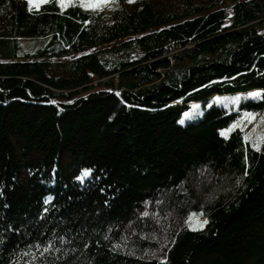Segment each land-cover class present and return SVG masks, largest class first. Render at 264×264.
Wrapping results in <instances>:
<instances>
[{
	"label": "trees",
	"instance_id": "obj_1",
	"mask_svg": "<svg viewBox=\"0 0 264 264\" xmlns=\"http://www.w3.org/2000/svg\"><path fill=\"white\" fill-rule=\"evenodd\" d=\"M228 1L0 0V264H264V0Z\"/></svg>",
	"mask_w": 264,
	"mask_h": 264
},
{
	"label": "rangeland",
	"instance_id": "obj_2",
	"mask_svg": "<svg viewBox=\"0 0 264 264\" xmlns=\"http://www.w3.org/2000/svg\"><path fill=\"white\" fill-rule=\"evenodd\" d=\"M128 2H134L136 0H127ZM85 5H95V7H85L88 9L98 10L105 14L110 13L115 7V0H65V6L78 4ZM227 6H230V2L225 0ZM35 8V7H33ZM43 44L41 39H29L21 40L20 46L23 50L32 52L36 47ZM233 128H238L242 131L244 139L245 135H249L247 141L254 142L257 141L262 136V130H264V116L262 114H255L254 117H246L245 115L241 118V121ZM246 140V139H245ZM224 190L227 192V196H223L220 199L219 191ZM237 193V187L235 182L228 177H223L218 184L213 185L211 188L203 190L199 194V199L197 202L198 209L193 212L195 215L192 218V225L197 227V221L209 220L212 215L228 205V203L234 198ZM203 215H200V214Z\"/></svg>",
	"mask_w": 264,
	"mask_h": 264
},
{
	"label": "snow or ice",
	"instance_id": "obj_3",
	"mask_svg": "<svg viewBox=\"0 0 264 264\" xmlns=\"http://www.w3.org/2000/svg\"><path fill=\"white\" fill-rule=\"evenodd\" d=\"M48 0H26V3H27V10L29 12H31L33 10V7L35 8H39L41 4H44V3H47ZM56 2L61 6V7H64L65 6V0H56ZM81 7H95V5H85V4H81ZM250 96H252L253 98L255 97H258L260 95V92H252L249 94ZM50 103H55V101H49ZM246 117H254V113H249V112H246L244 114ZM236 122H234V125H235ZM231 127L228 129V130H221V135L224 136L226 134V131H230L231 130ZM245 139H249V135H245ZM261 142H264V137H260L257 141H254L252 143V147L254 150L256 151H260V147H259V144ZM91 172V169H84L81 171V175H78L75 177L76 180L78 181H83L84 177H87ZM246 174V173H245ZM51 197L49 198H46L45 200V203H48L50 201ZM45 211H47V209H45ZM195 214L194 213H191L189 214V217L188 219L185 221V223L188 225L189 228H191L192 230H196V227H193L192 225V218ZM200 215H203L202 213ZM207 223V220H198L197 221V227H200L202 228L204 224ZM52 247V244L51 242H49V245H48V248H45V251H48L50 248Z\"/></svg>",
	"mask_w": 264,
	"mask_h": 264
}]
</instances>
